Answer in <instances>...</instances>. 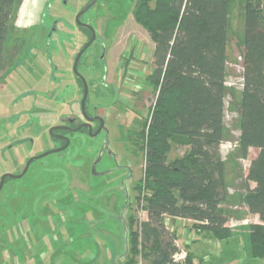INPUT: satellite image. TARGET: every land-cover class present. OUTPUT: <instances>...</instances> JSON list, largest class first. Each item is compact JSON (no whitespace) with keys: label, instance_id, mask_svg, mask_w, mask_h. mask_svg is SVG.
I'll return each instance as SVG.
<instances>
[{"label":"rangeland","instance_id":"1","mask_svg":"<svg viewBox=\"0 0 264 264\" xmlns=\"http://www.w3.org/2000/svg\"><path fill=\"white\" fill-rule=\"evenodd\" d=\"M85 2L76 0L74 7L55 9L61 35L50 43L47 55L44 50L36 55L40 38L30 42L31 28L23 32L29 23L26 19H31L28 1L19 9L8 51L15 45L20 51L10 73L0 81V176L16 175L30 157L58 148L60 144L48 135L50 128L67 118L81 119L83 88L71 68L85 40L73 15ZM135 3L99 0L81 17L97 34L77 66L88 88L84 110L100 117L104 128L94 137L70 135L65 151L39 159L24 178L5 183L0 192V264H125L128 223L144 219L135 210L134 187L143 176L140 133L157 94L147 80L153 70L152 45L132 17ZM243 5L244 0H229L226 82L232 92L224 101L220 150L226 165L227 199L221 209L232 232L230 249L240 255L236 264H254L245 249L246 235L249 225L260 222L246 211L243 186L258 150L249 149L243 160L233 148L239 135ZM100 39L105 41L106 53L115 45L119 49L117 63L107 65L99 59ZM183 153L184 148L173 150L169 159ZM189 224L169 228L178 233L180 251H189L194 264H220L221 256L216 257L222 243L204 233L189 232Z\"/></svg>","mask_w":264,"mask_h":264},{"label":"trees","instance_id":"2","mask_svg":"<svg viewBox=\"0 0 264 264\" xmlns=\"http://www.w3.org/2000/svg\"><path fill=\"white\" fill-rule=\"evenodd\" d=\"M22 2L0 0V81L19 49L8 51V43ZM132 17L154 46L147 80L157 94L140 133L143 176L134 187L135 210L146 219L128 223L125 264H194L190 253L174 259L180 249L166 219L188 220L191 232L222 243L221 264L238 261L228 241V215L221 209L227 199L220 150L224 101L232 92L225 86L229 0H136ZM242 25L235 149L243 160L249 149L258 150L243 186L246 211L260 222L249 225L246 235V252L256 264L264 261V0H244ZM178 148H184L182 156L169 159Z\"/></svg>","mask_w":264,"mask_h":264},{"label":"flooded vegetation","instance_id":"3","mask_svg":"<svg viewBox=\"0 0 264 264\" xmlns=\"http://www.w3.org/2000/svg\"><path fill=\"white\" fill-rule=\"evenodd\" d=\"M28 1V4H27V7H28V10H27V16L31 17V19H26L27 22H29L27 25L24 26V31L25 32L26 30H29L31 28V34H30V37L31 41H37V38L39 37L40 40L38 42V48L35 49L36 51V55L40 54L42 50H44L45 54H51V51L49 49V45L52 41L54 42H57L61 33L59 34V29L57 28V25H58V22H59V18L57 15H55V9L59 6L60 8L61 7H74V4H75V1L76 0H23L22 2V5L26 4V2ZM92 0H86V2L84 3V5H82L80 7L79 10H77L74 15H73V22L75 23L77 29L79 30V34L80 36L84 37L83 38V43L81 45V47L78 49V51L76 52L75 54V57L73 59V63H72V68H71V71H72V74L74 77H76L79 82L81 83L82 87H83V83L81 81V79L73 72V65H74V61H75V58L76 56L78 55V53L83 49V47L91 40V37H92V34H91V30L89 29V27H91L93 29V26L87 22H81V17L86 13H84L83 15H81L79 18H78V21H79V24H77L76 22V15L85 7L87 6ZM99 0H97L98 2ZM96 2V3H97ZM37 3H38V9H37ZM96 3L91 7L93 8ZM21 5V6H22ZM90 8V9H91ZM89 9V10H90ZM88 10V11H89ZM87 11V12H88ZM57 14V13H56ZM35 18V20H34ZM29 20V21H28ZM50 21V23H49ZM17 25V23H16ZM17 27V26H16ZM29 28V29H28ZM94 30V29H93ZM62 32H65V31H62ZM44 35V36H43ZM75 35L74 32L73 34L71 35V37ZM99 40V39H98ZM101 40V46H100V56H99V59L101 61H103L105 59V54H106V44H105V41L103 39H100ZM43 41V42H42ZM97 41V34H95V39L94 41L90 44V46L84 51V53L81 55L84 56V54L86 53V51L92 47L94 45V43ZM42 42V44H41ZM19 49L16 50V51H13L14 55H16V58L19 54ZM58 57V56H57ZM81 57L79 58V61L77 63V66L80 64V59ZM15 58V59H16ZM77 66H76V71H77ZM78 73V72H77ZM104 80V78H103ZM81 102V101H80ZM80 111H81V108H80ZM81 113V112H80ZM86 114V113H85ZM87 115V114H86ZM87 117L89 118H95V117H98V116H94V117H91L89 115H87ZM81 119H78V117H72V118H67L66 122L65 123H62L60 125H57L56 127H62L63 129H60V130H53L52 133L50 134L49 131L53 128H56V127H52L48 130V135L49 137L60 144V146L58 148H54V149H51L50 151H53V150H56V149H60L62 148L63 146H65L66 144V140L65 138L68 140V146L67 148L69 147L70 145V141H69V136L70 135H74L75 133H86V134H89V126L91 127V134H94L98 127H99V122L98 121H94V122H91V123H88L87 120L83 117L82 113L80 114V117ZM89 125V126H88ZM103 130V129H102ZM101 130V131H102ZM92 137V136H91ZM9 148V147H8ZM7 148V149H8ZM66 148V149H67ZM65 149V150H66ZM63 150V151H65ZM61 151V152H63ZM48 152V151H47ZM60 153V152H59ZM37 157V156H36ZM31 158H35V157H30L29 159H27L24 163V166L22 168V170L20 172H18V174L14 175V177H17L19 176L21 173H23L24 169H25V166L27 164V162L31 159ZM39 159L37 160H33L30 165L28 166L27 168V171L26 173L20 178H24L25 175L27 174V172L29 171V168L36 162L38 161ZM5 175V174H3ZM0 176V181H1V178L2 176ZM12 175V174H10ZM6 179H11V180H19V179H16V178H5L3 180V185H2V188L0 190V192L2 191L5 183V180Z\"/></svg>","mask_w":264,"mask_h":264},{"label":"water","instance_id":"4","mask_svg":"<svg viewBox=\"0 0 264 264\" xmlns=\"http://www.w3.org/2000/svg\"><path fill=\"white\" fill-rule=\"evenodd\" d=\"M97 2V0H92L87 6H85L77 15H76V22L78 25L79 24V21H78V18L83 15L85 12H87L95 3ZM89 29L91 30V34H92V37H91V40L83 47V49L78 53V55L76 56L75 58V61H74V65H73V72L81 79L82 83H83V96H82V99H81V102H80V108H81V113L83 115V117L87 120L88 123H91V122H94V121H98L99 122V127L97 129V131L94 133V134H91V127L89 126V135L94 137V136H97L101 130L104 128V123H103V120L100 118V117H95V118H89L87 117V115L85 114V110H84V104H85V101L87 99V95H88V88H87V84L85 82V80L77 73L76 71V66H77V63L79 61V58L81 57V55L84 53V51L90 46V44L94 41L95 39V32L94 30L89 27ZM60 129H63L62 127H56V128H53L49 131V133L51 134L53 130H60ZM66 140V144L65 146H63L62 148L60 149H56V150H53V151H48V152H45L35 158H31L26 166H25V169L23 171V173H21L19 176L17 177H14L13 175H10V174H5L2 176L1 178V181H0V190L2 188V185H3V180L5 178H16V179H20L27 171V168L28 166L30 165V163L33 161V160H37V159H41V158H44L50 154H55V153H59L63 150H65L68 146V140L65 138Z\"/></svg>","mask_w":264,"mask_h":264},{"label":"crops","instance_id":"5","mask_svg":"<svg viewBox=\"0 0 264 264\" xmlns=\"http://www.w3.org/2000/svg\"><path fill=\"white\" fill-rule=\"evenodd\" d=\"M146 35V38L149 40V38H148V36H147V34H145ZM150 41V40H149ZM150 44L152 45V47H151V58H152V55H153V50H154V46H153V44L151 43V41H150ZM116 46V45H115ZM115 46H113V51L112 52H108L107 51V53H106V57H105V61H106V63H107V65L109 64H115V63H117L118 62V58H119V49H115ZM119 48V47H118ZM110 66H108V68H109ZM142 215L144 216V219L143 220H145L146 219V215L144 214V213H142ZM190 223V221H188V220H181V219H175V220H170V219H166V221H165V225H166V228L168 229V230H170L171 231V229H175V227L176 226H178L179 224H189ZM191 224V223H190ZM190 224H189V232H190ZM188 226V225H187ZM169 228H171V229H169ZM193 233H195V232H193ZM178 234V233H177ZM176 234V235H177ZM195 234H198V233H195ZM223 245V244H222ZM222 249V248H221ZM186 253H190L189 251L188 252H186ZM220 253H221V250L218 252V256L216 257V258H218L219 257V255H220ZM219 260H220V258H219ZM237 263V261H234V262H230L229 264H236ZM221 264V263H220ZM249 264V263H248ZM251 264V263H250Z\"/></svg>","mask_w":264,"mask_h":264},{"label":"built area","instance_id":"6","mask_svg":"<svg viewBox=\"0 0 264 264\" xmlns=\"http://www.w3.org/2000/svg\"><path fill=\"white\" fill-rule=\"evenodd\" d=\"M225 86L229 88V85L227 84L226 81H225ZM240 88L242 89V78H241V81H240ZM233 146H234L233 148H235L237 145H236V146L233 145ZM230 149H231V147H229V150H230ZM185 257H186V253L183 252V251H180V253L177 254V255L174 257V259H175L176 261H182V260L185 259Z\"/></svg>","mask_w":264,"mask_h":264}]
</instances>
